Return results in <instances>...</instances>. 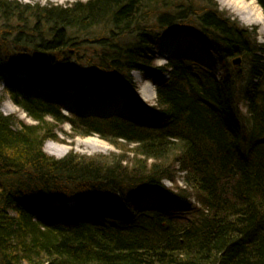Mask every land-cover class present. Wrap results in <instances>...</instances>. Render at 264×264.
<instances>
[{
  "label": "trees",
  "instance_id": "trees-1",
  "mask_svg": "<svg viewBox=\"0 0 264 264\" xmlns=\"http://www.w3.org/2000/svg\"><path fill=\"white\" fill-rule=\"evenodd\" d=\"M178 31L213 48L219 76L180 55L154 65L157 39ZM234 57L247 61L244 76ZM21 71L55 102L20 88ZM133 72L166 74L155 107L84 115L79 88L76 110L62 113L68 87L136 91ZM1 82L34 124L0 113V264H264V44L255 28L213 0H0ZM63 123L120 153L48 155L43 146ZM149 190L185 204V214L141 208Z\"/></svg>",
  "mask_w": 264,
  "mask_h": 264
},
{
  "label": "rangeland",
  "instance_id": "rangeland-1",
  "mask_svg": "<svg viewBox=\"0 0 264 264\" xmlns=\"http://www.w3.org/2000/svg\"><path fill=\"white\" fill-rule=\"evenodd\" d=\"M16 1L22 4L28 5H61L65 6L68 4H73L75 2H86L87 0H8ZM218 5V11L224 12L226 17L237 21L240 25L247 28H255V37L256 43L263 45L264 44V25L245 22L240 19V17L233 11L230 7L225 6L221 3L220 0H213ZM248 2V0H245ZM254 1V0H253ZM256 7L260 10L261 18L264 22V16L261 11L260 6L254 1ZM190 36L186 31L181 32L177 35L164 34L160 36L155 44V66H164L167 59L170 56L180 55L187 59L195 60L196 62L202 64L207 69H210L216 76L220 74V61L217 53H215L205 42ZM167 45L171 50L162 51L161 47ZM9 52L13 53L14 50L9 48ZM232 61V60H231ZM230 61V62H231ZM247 61H241L237 67L242 70V75L246 74ZM16 78L19 82L18 86L22 89H29L32 95H38L43 99L51 100L54 98L52 92L42 87L39 84H32L31 87L28 86L29 76L26 71H21L15 73ZM132 76L134 82L137 85V90L132 91L129 89H122L118 91L117 89L102 87L100 93L89 89L85 85L76 83L74 86L68 87L64 92L65 101L62 103V113L66 116H69L71 112L76 110L78 105V97L81 92L78 90L82 88L84 90V100L82 102V112L84 115H99L103 117H111L114 115L129 116L131 113L130 108L136 106H146V107H155L156 106V92L155 84L165 79L166 74L162 77L156 79L155 81L145 80L142 78L139 72H133ZM24 81V82H23ZM245 82H240V85L243 86ZM240 86V89H241ZM80 94H79V92ZM82 95V94H81ZM80 95V96H81ZM241 98H239L240 100ZM241 113H246V106L243 102L239 103L238 107ZM0 113L5 116L13 117V119L18 123L23 124H34L31 120L17 105H15L11 99L4 93V83H0ZM143 115L147 117L151 122H158L159 118L153 113H148L143 111ZM50 122V120H49ZM54 124L53 122H50ZM54 134L58 141H46L43 150L45 148H53L58 153V156H53L57 159L65 157L69 152L76 153L78 155L84 156H94V155H107L119 154L120 151L112 146L110 143L100 139L96 135H90L87 137L73 136L72 129L68 123L54 125ZM124 155V154H122ZM129 156V154H126ZM166 187L172 188V184L165 182ZM176 185L183 188L182 174L178 173L176 178ZM133 193H130L127 197H131ZM193 201V200H191ZM139 206L143 209H152L154 207L165 209L167 212L177 216H183L185 214V209L187 208L185 204L168 200L162 198L154 191H143L138 195ZM73 201H70L68 205H73Z\"/></svg>",
  "mask_w": 264,
  "mask_h": 264
},
{
  "label": "bare ground",
  "instance_id": "bare-ground-1",
  "mask_svg": "<svg viewBox=\"0 0 264 264\" xmlns=\"http://www.w3.org/2000/svg\"><path fill=\"white\" fill-rule=\"evenodd\" d=\"M220 1L222 4H224L227 7H230L233 11H235L242 21L264 25L263 19L261 18L260 10L253 3L254 2L253 0H250L248 2H246L245 0H220ZM161 50L168 51L171 49L167 45H163L161 47ZM102 87H106V86H100L98 90H96V92L100 93ZM45 152H47L50 155L58 156V153L53 148L46 147Z\"/></svg>",
  "mask_w": 264,
  "mask_h": 264
},
{
  "label": "water",
  "instance_id": "water-1",
  "mask_svg": "<svg viewBox=\"0 0 264 264\" xmlns=\"http://www.w3.org/2000/svg\"><path fill=\"white\" fill-rule=\"evenodd\" d=\"M233 64L234 65H238L240 64V58H237L236 60L233 61Z\"/></svg>",
  "mask_w": 264,
  "mask_h": 264
}]
</instances>
